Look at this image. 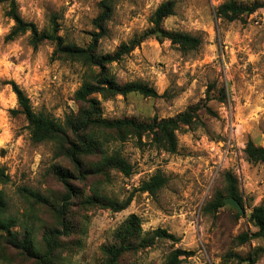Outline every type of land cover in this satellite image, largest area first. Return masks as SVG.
Instances as JSON below:
<instances>
[{"label":"rangeland","instance_id":"374dc122","mask_svg":"<svg viewBox=\"0 0 264 264\" xmlns=\"http://www.w3.org/2000/svg\"><path fill=\"white\" fill-rule=\"evenodd\" d=\"M164 1L116 0L97 53H113L149 29L152 14ZM174 1L175 14L164 20V29L197 37L200 47L183 54L167 41L159 44L149 39L112 63L109 71L116 81L144 83L160 97L133 94L99 98L102 118L138 122L171 118L201 103L207 95L211 98L207 105L216 116L203 110L192 126L177 132L174 154L154 147L146 135L141 142L130 137L122 142L117 135L93 132L102 139L106 154L119 155L132 167L129 178L117 170L94 172L101 153L83 158L82 178L68 159L56 154L54 143H32L24 117L10 114L17 108L8 84L14 81L29 98L34 112L65 125L66 119L80 109L74 95L82 85L85 68L77 62L55 59L50 44L33 49L28 35L7 41L13 22L6 16L5 6L0 5V167L9 176V182L0 189L5 193L6 216L32 224L38 242L45 231L60 230L53 208L62 204L66 191L54 168L70 171L69 184L74 188L68 205L71 228L67 235L59 236L56 258L60 264H100L102 247L114 242V234L131 214L140 219L144 232L163 229L180 242L156 241L149 249L126 255L120 264H164L173 247L194 252L181 264H225L228 253L246 258L250 250L264 246L258 240L236 244L239 235L256 231L248 216L255 207L264 206V166L247 162L244 154L248 141L256 146L264 144V0H221L215 8L211 0ZM231 1L261 8L228 22L217 12ZM16 2L21 17L40 31L48 30L54 16L59 36L68 44L85 48L91 35L97 33L93 20L99 14L100 0ZM227 172L237 179L243 198L244 214L239 217L228 205L215 214L205 212L215 192L224 188ZM157 173L167 178V184L154 197L139 193L141 183ZM24 189L48 199V206L33 201ZM95 190L120 202L132 198L131 203L116 213L90 206L85 198ZM13 230L22 232L20 224ZM0 264L36 262L0 241ZM256 264H264V255Z\"/></svg>","mask_w":264,"mask_h":264},{"label":"trees","instance_id":"16d2710c","mask_svg":"<svg viewBox=\"0 0 264 264\" xmlns=\"http://www.w3.org/2000/svg\"><path fill=\"white\" fill-rule=\"evenodd\" d=\"M115 1L100 0L98 3L99 14L93 20V26L97 33H93L89 45L82 48L68 44L59 36L60 28L54 16L50 18L48 30L40 31L34 23L27 22L21 17L16 0H0V5L5 6L6 16L13 22V26L6 36L7 41H14L19 37L28 35L29 45L33 49H37L43 44H50L53 47V57L55 59L77 62L85 68L82 85L74 95L75 101L80 104V109L78 114L66 119L65 125H61L41 113L34 112L30 100L23 90L14 81L8 83L17 102V108L10 110V114L24 117L31 142L34 144L54 143L56 154L60 158L68 159L82 178L85 176V174H81L84 170L83 158L97 153L102 155L99 162L94 166V172L103 173L108 169L117 170L126 178L132 175V167L119 155L106 154L102 139L93 132L100 133V131H104L107 132V135H117L122 142L129 137L141 142V139L146 135L154 147L165 153L174 154L177 152L178 147L177 132L185 127L192 126L203 110L210 116H216L207 105L211 101L210 96L207 95L201 103L191 106L186 111L171 118L160 120L153 118L146 122L131 119L108 121L102 118L101 100L99 98L109 100L116 96L127 97L133 94L145 98L160 97L154 88L144 83L137 81L120 83L116 81L109 71V66L112 63L119 62L124 56L149 39H153L159 44L167 41L183 54L196 51L201 45V40L197 37L186 33L169 32L164 29V20L175 14V1L167 0L155 9L150 19L151 27L149 29L135 36L128 43L121 44L113 53L99 55L97 53L98 44L106 34V25L113 15ZM259 8L261 7L257 4L251 6L238 5L231 1L221 5L217 13L219 18L232 22L243 16L252 15ZM222 97H225L224 93H222ZM244 154L247 162L264 166V144L263 146H256L252 141H248ZM54 174L66 191L61 199L62 204H58L53 208L60 230L54 228L45 231L40 242L36 240V231L32 224L24 221L19 223L17 219L6 216L5 193L0 189V241H4L13 246L14 249L19 250L22 255L35 260L36 264H60L56 258V250L60 247V243H58L59 236L67 235L71 228L68 218V205L74 193V188L69 184L72 173L56 167L54 168ZM223 179L224 188L217 190L205 207V212L208 214H215L226 206L227 199H234L243 207V198L238 190L237 179L230 172L225 173ZM8 182L9 176L6 174V170L0 167V187ZM166 184L167 178L161 173H157L149 180L142 182L137 191L154 197ZM23 191L36 203L48 206L49 201L45 197L27 189ZM131 199L128 198L120 202L95 190L92 196L85 198V202L90 206H98L116 213L127 209ZM51 206L50 204L49 207ZM236 216H240L238 212ZM248 222L256 231L239 235L236 238L238 246L251 240L264 242L263 205L253 209L248 216ZM18 224H20L22 232L13 230ZM113 237L114 242L101 249L103 258L100 264H120L126 255L149 249L159 240H168L173 245L180 242L178 237L167 233L163 229L144 232L141 228L140 219L134 214L127 217L125 224ZM193 255L194 252L192 251H184L173 247L164 264H181L183 259ZM263 255L264 246H257L250 250L246 258L235 253H228L223 261L225 264H243L244 260H248V264H256Z\"/></svg>","mask_w":264,"mask_h":264},{"label":"water","instance_id":"95a60500","mask_svg":"<svg viewBox=\"0 0 264 264\" xmlns=\"http://www.w3.org/2000/svg\"><path fill=\"white\" fill-rule=\"evenodd\" d=\"M226 205L234 208L238 212V214L240 216H242L244 214L243 207L236 200H234V199H227Z\"/></svg>","mask_w":264,"mask_h":264},{"label":"built area","instance_id":"2783aa9c","mask_svg":"<svg viewBox=\"0 0 264 264\" xmlns=\"http://www.w3.org/2000/svg\"><path fill=\"white\" fill-rule=\"evenodd\" d=\"M221 3V0H211L212 6L215 8Z\"/></svg>","mask_w":264,"mask_h":264}]
</instances>
